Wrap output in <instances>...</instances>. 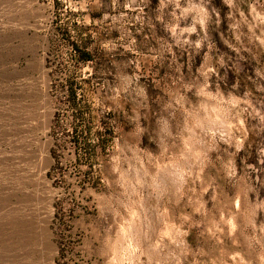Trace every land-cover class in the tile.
<instances>
[{"label": "rangeland", "instance_id": "374dc122", "mask_svg": "<svg viewBox=\"0 0 264 264\" xmlns=\"http://www.w3.org/2000/svg\"><path fill=\"white\" fill-rule=\"evenodd\" d=\"M0 264H264V0H0Z\"/></svg>", "mask_w": 264, "mask_h": 264}]
</instances>
